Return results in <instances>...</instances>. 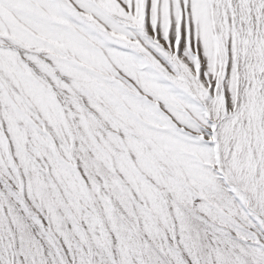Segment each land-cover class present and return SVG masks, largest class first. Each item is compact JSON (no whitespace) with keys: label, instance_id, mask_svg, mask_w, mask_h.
I'll return each mask as SVG.
<instances>
[{"label":"snow or ice","instance_id":"1","mask_svg":"<svg viewBox=\"0 0 264 264\" xmlns=\"http://www.w3.org/2000/svg\"><path fill=\"white\" fill-rule=\"evenodd\" d=\"M0 264H264V0H0Z\"/></svg>","mask_w":264,"mask_h":264}]
</instances>
